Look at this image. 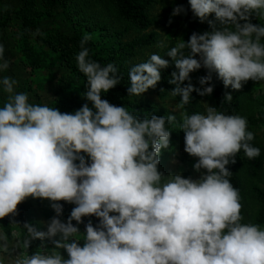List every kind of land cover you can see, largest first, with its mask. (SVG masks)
Masks as SVG:
<instances>
[{
  "label": "clouds",
  "instance_id": "1",
  "mask_svg": "<svg viewBox=\"0 0 264 264\" xmlns=\"http://www.w3.org/2000/svg\"><path fill=\"white\" fill-rule=\"evenodd\" d=\"M189 3L201 22L214 13L225 27L193 33L167 51L175 62L169 83L175 85L171 95L181 97L177 107L189 104L194 90L210 95L212 73L234 90L249 79L264 81V24L249 19L253 11L264 17V0ZM185 11L177 5L172 16ZM89 39L85 35L81 40L76 61L87 78L84 96L92 107L85 103L73 113H61L56 107L29 103L27 93H14L15 80L0 79L9 94L0 107V218L15 213L29 196L50 199L56 213L46 231L25 224L30 238L23 243L28 249L34 239H50L53 251L18 254L13 264H264V228L242 223L241 196L226 167L235 163L241 150L249 159L261 154L250 143L254 133L248 130L247 118L210 105L205 112L182 113L185 151L199 158L195 170L207 172L199 179L177 174L165 181L158 171L159 156L170 143L166 123L176 116L140 119L124 106L102 99L120 77L114 64L101 65L90 58L85 46ZM168 66L169 60L156 53L133 65L129 96L154 88ZM202 66L208 70L199 78L204 87L194 88L190 82L182 86ZM8 68L0 44V72ZM232 99L226 92L223 101ZM61 200L76 205L66 222L59 218ZM93 214L99 224L89 221L81 235L72 221L82 223V217ZM6 240L0 234V242ZM2 246L6 251L7 244ZM61 248L69 258L56 251ZM0 264H5L2 256Z\"/></svg>",
  "mask_w": 264,
  "mask_h": 264
},
{
  "label": "trees",
  "instance_id": "2",
  "mask_svg": "<svg viewBox=\"0 0 264 264\" xmlns=\"http://www.w3.org/2000/svg\"><path fill=\"white\" fill-rule=\"evenodd\" d=\"M14 1L17 8H6L2 11L5 20L0 19V27L8 25L12 27L11 21H17V35L23 40V52L27 54V58L25 57L26 60H24L26 70H32L37 64L30 40L43 17L50 16L56 11H62L67 18L69 17L68 19L74 26L70 32L56 31L53 34L35 36L39 45L51 49L58 55L61 64L66 69V74L59 77L54 84L51 101L48 105L58 108L61 113H73L85 103L92 107V103L87 101L84 96L88 87L87 78L79 71L76 61V56L81 50L80 42L85 35L91 37L85 45L89 49L90 58L101 65L112 63L118 69L117 75L120 77V83L106 93H102L101 98L112 105L124 106L132 114L144 119L150 118L152 115L166 117L169 115L167 110L161 109L157 103L146 96H129L127 91L130 86L129 69L135 64L146 62L150 56L142 57V55L157 42L156 33L150 30L159 25L166 27L167 32L178 30L179 32H175L179 33V40L187 41L193 33L203 34L212 29L211 24L206 21L201 22L200 18L194 15L189 0ZM169 3L171 6L167 7ZM160 5H164L162 6L165 11L164 16H158L156 13L157 6ZM177 5H183L186 11L172 16L173 8ZM170 19L171 22H169ZM249 19L255 25L264 24V17H259L255 11L251 13ZM244 22L240 21V23ZM187 51L185 50V52ZM154 53L169 60V66L161 70V80L157 82L154 88H149L147 92L159 100L172 97L179 102L181 97L171 95V90L175 85L169 83L171 73L176 71L173 58L159 52ZM196 58H199L198 54ZM207 74L208 70L202 66L200 69L191 72L190 81L185 80L182 86H186L190 82L194 88H203L204 86L199 84V78ZM209 83L214 84V89L210 95L206 96H208L213 107L225 114L246 117L249 131L253 132V130L264 128V98L260 101L258 108H254L248 102V97L243 96L240 92L231 93L228 88H225L216 73H212V81ZM226 92L231 93L232 101H223ZM203 97L205 95L201 96L194 90L191 93L190 103L184 105L182 109L189 115L195 113V103L202 100ZM166 127L170 130V143L167 147V153H169L173 143L177 142L178 144L177 134L182 133L183 130L180 129L176 121L166 123ZM253 133L254 139L250 143L252 146L260 148V156L249 159L241 150L235 157V163H229L226 167L232 172L228 179L239 190L241 196L242 223L256 224L264 228V179H262L264 147L259 142L258 134ZM81 154L90 163L88 155L86 153ZM162 156L159 157V166L162 165ZM36 199L40 201L45 198ZM48 200L51 204L53 203L50 199ZM58 203L63 206L61 220L66 222L76 205L63 200L58 201ZM99 220L100 218L93 214L82 217V223L75 220L72 223L78 226L79 233L83 235L89 221L93 226H97ZM25 224L34 225L40 230L38 224L30 219L24 202L17 205L15 213L0 218L1 228L7 236L12 235V229L18 230L22 248L24 241L30 238ZM45 242L46 239L42 241L37 238L31 241L28 249H23L27 255H30L37 252L41 243ZM79 244L83 246L84 240H79Z\"/></svg>",
  "mask_w": 264,
  "mask_h": 264
},
{
  "label": "rangeland",
  "instance_id": "3",
  "mask_svg": "<svg viewBox=\"0 0 264 264\" xmlns=\"http://www.w3.org/2000/svg\"><path fill=\"white\" fill-rule=\"evenodd\" d=\"M164 5L157 6V15L164 16L165 11L163 9ZM170 3L167 7H170ZM6 8H17V5L14 0H0V19L5 20V17L2 15V11ZM69 18V17H68ZM66 17V14L62 11H56L50 16H45L40 20V23L37 27L40 35L44 34H53L56 31L70 32L73 29L72 22ZM164 20V19H161ZM212 21V29L222 30L224 25L216 19L215 14H209L206 22ZM165 21V20H164ZM13 28L11 26L0 27V44H3L5 47V57L9 60V68L0 72V79L4 76L10 77L16 81L14 85V93H27L29 96V103L32 104H41L49 105L52 97V92L54 90V84L57 79L62 75L66 74L65 67L61 64L60 59L57 54L52 52L51 49L43 47L38 44V41L35 39V36L31 37V46L33 47L35 54L36 65L32 70H26L24 66L25 57L27 54L23 52V40L17 35V21H11ZM209 23V22H208ZM150 31L156 33V43L153 47L148 48L142 57H149L154 52L162 53L166 56L167 51L171 47L175 46L179 40V32L175 30L174 32H167L166 27L157 26L152 28ZM140 59H142L140 57ZM231 93L240 92L243 96L248 97V102L252 107H257L260 104L262 98H264V81H254L249 79L247 82L243 83V86L239 90H234L231 86L227 87ZM9 94L3 91V87L0 86V107L4 105L7 101ZM141 96H146L155 103L159 105L161 109L167 110L169 114L176 116V122L179 126L182 123V113L185 111L178 108L179 102L172 97H168L163 100H159L156 96L149 94V92H144ZM212 106L208 96L205 95L202 100L195 103V112H205L206 107ZM249 108V107H248ZM255 113V112H254ZM253 132L258 134L259 142L262 143L264 147V128L256 129ZM178 144L177 142L173 143L171 151L167 153L168 148H163L160 156L162 159L161 166L158 165V171H160L166 179L174 176L181 175L184 178L191 177L192 179H199L200 176L206 173V169H200L199 171L195 170L193 165L198 161V157H194L188 154L185 151V133H178ZM174 142V141H173ZM172 144V143H171ZM159 156V157H160ZM264 168V166H263ZM262 179H264V172ZM24 204L27 206V210L30 216V219L38 224L41 231L47 230V224L50 219L56 215L54 209L51 207V202L45 198L38 201L36 198L31 196L23 200ZM116 214V213H114ZM61 219V217H59ZM12 235L7 236L1 228L0 225V234L7 237L6 242H0V256L5 260V264H13L16 255L18 254H27L26 251L22 248L19 242V232L16 228L12 229ZM75 239V238H73ZM7 244V250L3 248V244ZM79 243V241H78ZM54 245L50 239H46L45 243H41L38 251L40 252H52ZM61 255L67 259L68 253L65 249H56Z\"/></svg>",
  "mask_w": 264,
  "mask_h": 264
}]
</instances>
